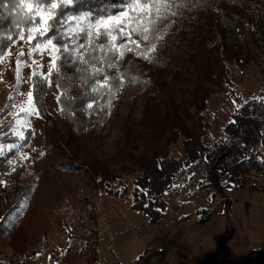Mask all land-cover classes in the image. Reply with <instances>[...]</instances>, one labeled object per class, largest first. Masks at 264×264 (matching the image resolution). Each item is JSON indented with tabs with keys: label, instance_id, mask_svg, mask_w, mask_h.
<instances>
[{
	"label": "trees",
	"instance_id": "obj_1",
	"mask_svg": "<svg viewBox=\"0 0 264 264\" xmlns=\"http://www.w3.org/2000/svg\"><path fill=\"white\" fill-rule=\"evenodd\" d=\"M180 12L174 17L175 28L171 26L177 36L176 49L172 56L154 62L156 71L134 59L107 70L110 76L123 73L124 79L144 85L140 119H133L131 112L127 114L122 144L113 154L100 156L97 148L102 128L114 106L119 104L122 84L109 103L84 84L82 73L77 71L84 65L69 64L63 71L72 74L73 79H64V87H58L57 77L53 76L51 86L32 98L38 115L52 125L46 95L52 85L57 86L60 114L70 126L68 142L85 144L88 140V163L71 154L73 147L63 145L67 166L88 175L99 196L130 201V208L150 224L165 217L166 196L180 184V178L192 180L196 170L200 172L196 183L199 189H218L210 193L211 198L224 189L244 186L248 172L262 176L260 187L251 188L264 194V97L241 99L231 76V67L243 70L257 55L264 61V0H204L203 4L189 5ZM10 46L6 40H0V58ZM32 69L31 77L33 72L42 77L35 65ZM164 73L171 75V84L162 78ZM33 84L31 79V89ZM92 100L96 101L95 106L88 109L86 103ZM227 100L233 104L232 110L216 135L213 126L216 113L211 105ZM28 140L27 133L19 142L24 145ZM176 145L182 150L178 156L173 153ZM10 155L11 152L0 156V217L3 218L0 243L8 234L9 222L20 214L23 201L34 190V176L26 172L22 163L5 172L4 165ZM209 212L203 207L185 217L199 213L204 216L199 219L203 221L208 219ZM47 216L48 225L52 222H60L64 227L70 225L61 210ZM88 218L92 222L88 230L95 232L96 215ZM41 234L45 238V230ZM77 235L70 232L71 242L65 247L64 256L83 252L81 241L77 245ZM41 244L36 243L25 255L39 252ZM88 244V254L80 264L95 259L94 239L89 236ZM234 264H264V246L254 249L250 261L242 259Z\"/></svg>",
	"mask_w": 264,
	"mask_h": 264
},
{
	"label": "rangeland",
	"instance_id": "obj_2",
	"mask_svg": "<svg viewBox=\"0 0 264 264\" xmlns=\"http://www.w3.org/2000/svg\"><path fill=\"white\" fill-rule=\"evenodd\" d=\"M175 24L174 17L159 24L158 34L162 39L153 41L157 45L154 60L122 49L124 55L118 60V67L134 59L156 71L154 62L172 56L176 49L177 36L173 33L175 29H171ZM132 39L139 41L142 37L134 34ZM32 47L34 45L17 40L0 58V109L4 110L0 111V128L6 130V134L0 135V150L11 152L4 170L8 172L14 164L22 163L26 172L34 176L33 193L23 201L20 214L9 222L8 234L0 243V264H80L88 254V236L94 239L95 259H89L86 264H234L242 259L250 261L254 249L264 246V194L251 188L250 182L233 190L224 189L216 198H211L210 193L218 189H199L198 173L192 180L180 178V184L166 196L165 217L156 224H150L132 210L130 201L99 196L88 175L66 164L68 158L63 145L73 147L71 154L88 163V140L85 144L68 142L70 126L60 114L57 86L52 85L46 95L52 125L39 115L29 117L21 111L34 108L33 104L29 105L27 95L31 89L33 60L42 76L47 75L49 68L48 53L41 55L37 51L30 57ZM21 51L24 56L18 83L16 61ZM231 76L241 99L264 97V61L258 55L243 70L231 67ZM162 78L171 84L170 74L164 73ZM122 82L119 104L114 106L102 128L97 148L100 156L113 154L122 144L127 114L131 112L132 118L139 120L142 113L144 85L131 79ZM7 104L11 107L7 108ZM232 106L230 100L212 103L216 113L214 134L219 133L229 118ZM10 124L24 131L26 136L28 133L26 144L21 145L19 138L11 134ZM9 144L16 147L9 149ZM181 152L180 145L173 148L176 156ZM200 168L203 170V165ZM203 207L210 211L208 219L199 220L204 218L199 213L185 217ZM58 210L70 225L64 227L60 222L48 225L47 214ZM91 214L96 215L95 232L88 230L92 224L88 218ZM41 230H45V238ZM71 231L78 234L76 242L81 241L83 252L64 256L65 247L71 242ZM36 243H42L40 251L27 257L25 252Z\"/></svg>",
	"mask_w": 264,
	"mask_h": 264
},
{
	"label": "snow or ice",
	"instance_id": "obj_3",
	"mask_svg": "<svg viewBox=\"0 0 264 264\" xmlns=\"http://www.w3.org/2000/svg\"><path fill=\"white\" fill-rule=\"evenodd\" d=\"M203 3L204 0H0V40L11 45L17 40L34 44L28 53L30 57L37 51L49 55L47 75L38 77L33 72L34 84L27 94L29 105L35 95L51 86L53 76L57 77L58 87H64V79H73L72 74L63 71L69 64L84 65L77 69L84 84L111 103L125 77L123 73L110 76L107 70L117 67L124 55L121 50L135 51L143 59L154 60L157 45L153 41L162 39L159 24L180 15V10L189 5ZM134 34L142 39L133 40ZM23 56L21 51L16 61L18 83ZM36 63L33 60V65ZM95 103L87 102L86 107L93 109ZM21 111L29 117L39 114L32 107ZM8 128L12 135L25 139L24 131L11 124ZM3 134L6 130L0 128V135ZM15 147L16 144L8 145L9 149Z\"/></svg>",
	"mask_w": 264,
	"mask_h": 264
},
{
	"label": "built area",
	"instance_id": "obj_4",
	"mask_svg": "<svg viewBox=\"0 0 264 264\" xmlns=\"http://www.w3.org/2000/svg\"><path fill=\"white\" fill-rule=\"evenodd\" d=\"M196 173H198V176H199V174H200V172H199V170H196L195 171V174ZM253 173H255V172H248V173H246L245 174V181L247 182V183H251V184H253V185H255L256 187H260V185L262 184V176L260 175V174H258V173H255L256 175H254ZM252 174L254 175V179H252L251 177H252Z\"/></svg>",
	"mask_w": 264,
	"mask_h": 264
}]
</instances>
